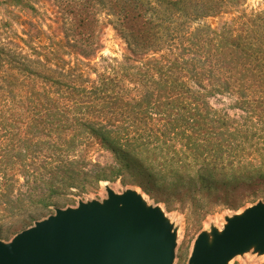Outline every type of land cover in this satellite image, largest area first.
Listing matches in <instances>:
<instances>
[{
	"label": "trees",
	"instance_id": "16d2710c",
	"mask_svg": "<svg viewBox=\"0 0 264 264\" xmlns=\"http://www.w3.org/2000/svg\"><path fill=\"white\" fill-rule=\"evenodd\" d=\"M36 1L0 13V240L127 175L200 215L264 200V2Z\"/></svg>",
	"mask_w": 264,
	"mask_h": 264
},
{
	"label": "water",
	"instance_id": "95a60500",
	"mask_svg": "<svg viewBox=\"0 0 264 264\" xmlns=\"http://www.w3.org/2000/svg\"><path fill=\"white\" fill-rule=\"evenodd\" d=\"M103 202H80L0 240V264H173L174 233L158 207L134 191L107 190ZM255 246L264 252V202L227 219L212 242L198 235L189 264H227Z\"/></svg>",
	"mask_w": 264,
	"mask_h": 264
},
{
	"label": "rangeland",
	"instance_id": "374dc122",
	"mask_svg": "<svg viewBox=\"0 0 264 264\" xmlns=\"http://www.w3.org/2000/svg\"><path fill=\"white\" fill-rule=\"evenodd\" d=\"M0 1V13H2L3 9L14 8L12 10H15V7L3 3L2 1L4 0ZM263 2L264 0H247V5L249 7H257L262 6ZM36 6L38 8V15H40L42 24L49 23V20L46 19V3L41 1V3L37 4ZM2 14H4L6 18H9L7 12L4 11ZM23 14H29V10L24 11ZM28 18L30 17L28 16ZM220 22L221 18L214 20V24L216 25ZM100 44L102 48L99 56L119 58L125 49V43L123 40L116 34L113 27L110 24H106V22H104V25L102 26ZM94 62H99V57H97ZM233 112V110L230 111V113ZM93 158L102 164L112 161V156L109 152L99 149H96L93 152ZM171 182L172 180H168L169 184H171ZM168 183H158L155 185L148 184L146 189H143L141 186L134 184L133 178L127 175L120 177L113 182L102 181L97 187L89 190L88 192L73 197L61 208H76L80 202H103L108 198V189H111L115 194L118 195H121L127 191H134L141 197V200L146 207H158L163 213L165 219L171 225L175 240L173 264H189V258L195 246V240L199 234L205 233L209 239V242H212L213 233H220L227 224L228 218L241 215L246 208L258 201L264 202L263 197H260L254 203L248 201L237 208L215 205L205 215H200L194 210L192 206L182 203L175 195V188ZM54 213L55 209H52L42 219H45ZM227 264H264V252L261 253L253 245L243 253H238L233 256Z\"/></svg>",
	"mask_w": 264,
	"mask_h": 264
}]
</instances>
